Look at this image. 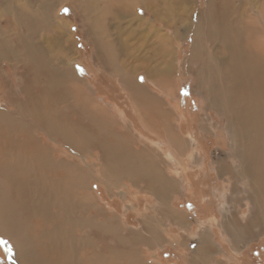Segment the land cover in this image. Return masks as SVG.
Returning <instances> with one entry per match:
<instances>
[{
	"label": "bare ground",
	"instance_id": "6f19581e",
	"mask_svg": "<svg viewBox=\"0 0 264 264\" xmlns=\"http://www.w3.org/2000/svg\"><path fill=\"white\" fill-rule=\"evenodd\" d=\"M87 2L84 4L79 2V4L83 8V19L87 23V35L92 39L95 51H100L98 52L100 57L97 59L104 66L108 65L118 71L119 82L125 88L126 97H129L138 113L141 127L156 135L161 143L168 146L172 154L179 156L183 163L182 158L188 151V146L191 148L194 146L193 142L187 143L181 137L178 132L179 126L170 122L171 113L164 109L157 97L149 94L138 84L139 74L135 76L136 78H132L135 72L141 73L151 84L170 94L167 80L175 72L173 63L167 60L163 45L158 46L159 49L154 45L152 56L137 54L131 58L126 48L116 53L120 45L119 41L112 43L109 40L106 28L101 27V21H97L98 18L94 15L93 3ZM135 3L149 5L146 0H135ZM252 4L257 17L244 15L248 9L240 0H207L204 22L210 28L208 32L205 29L208 36L205 39L208 44H204L205 46L200 44L198 49L194 46L190 63H197L203 75L219 72V76L213 78L210 84L216 85L219 82L220 89L225 91L224 95L218 94L220 90L210 93L211 99L207 98V106L214 105L217 112H219L217 107L224 109L228 116L227 131L230 141L233 142L236 158L239 159L236 171L228 176L236 180L239 176L246 177L249 186L248 195H252V207L258 208V203L264 225V0L259 4L251 0L248 5L252 6ZM147 7L150 10V6ZM123 13L125 11L120 10V15ZM8 14L12 22L22 23L23 19L24 25L29 22L30 27L26 29L28 33L26 38H21V34L18 33L17 46L13 44V40L9 42L7 36L6 40L4 39V34L8 31L5 33L0 31V41L4 39L2 43L0 42V64L4 62L22 66L23 74H18L20 79H23L19 92H23L26 98L22 107L17 105V112L24 115L10 116L5 113L6 111L0 115V224L7 225L8 228V230L0 229V234L11 239L21 264H147L139 260L138 252L133 247H137L140 243L148 249L161 246L162 238L158 233H153V230L152 233L151 230L149 231L146 216L142 218L141 228L137 234L109 218V210L97 201L89 186V181L92 179L91 171L84 170L83 166L80 167L77 160L57 159L50 148L33 134L40 130L51 138L57 136L69 149H75L79 154H84L83 149H88V144L94 141L91 145L99 152L97 166L100 183L105 184V178L108 181L111 178L115 180V174L120 173L132 184L142 183L153 190L151 194L154 195L157 204L159 203V207L179 182L168 177L167 174L163 176L164 171L159 168L161 160L149 155L150 161H148L146 152L135 153L131 150L130 130L126 133L121 131L122 136L115 133L114 129L112 132L111 129L116 127L112 121L114 119L106 117L99 107L92 105L84 90L73 87L77 86L74 82L81 79L77 74L75 76L65 74L64 71H67L65 64L58 62L62 64L60 67L64 70L58 73L59 76L53 75L55 80L51 77L44 78L43 82H40V87H43L41 90L37 89L38 86L34 88L35 90H31L32 85L27 82L25 75L31 71L34 73L35 69L30 59L25 57L27 55L25 52L29 53V50L33 49L31 48L33 23L29 15L20 16L16 6H13ZM43 15L46 23L50 25L54 23L48 12ZM256 18L261 19V22ZM55 24H59L57 20ZM140 25L147 24L141 22ZM62 27L59 25V29H55L57 34L61 33ZM15 29L14 33L17 32ZM149 31L146 27L143 34L145 40L146 38L148 40L150 35H155L153 31L151 33ZM57 39L58 37L54 38L58 47L61 43ZM39 46L34 50H38ZM42 48L45 50V46ZM21 52H23L22 59L19 58ZM58 52L64 54L59 50ZM121 58L123 60L118 63ZM20 61L22 65H19ZM0 72L3 73V70L0 69ZM201 83L198 79L195 86H201ZM67 103L75 107L73 108L75 113L83 122L80 124H86H76V119L60 111V107ZM120 112L118 110V113L122 114ZM24 116L36 121L38 128L32 130L29 126L24 127L26 120ZM218 171H223V168L218 167ZM105 187L108 188L107 184ZM90 198L94 200L91 201ZM260 199L261 204H259ZM56 204L57 207H54L53 205ZM166 218L181 225L187 220V216L175 210L170 211ZM259 221L261 220L257 212L252 211L247 224L243 227L249 228L252 223L254 225L262 223ZM234 227V233H237L240 230L239 224L235 223ZM120 229L128 231L125 235H121ZM247 231L248 229L246 234L250 235L251 233ZM17 232L21 234L19 238L16 237ZM146 233L149 234L147 237ZM209 234L200 229L198 236L202 239L198 240L199 245L196 244L189 250L191 251L189 256H193L194 251L200 252V255L196 256H202V264L205 263L204 259L208 258L207 254L211 250L208 244L211 243ZM197 246L199 247L196 249ZM77 250L81 251V255L88 256L82 259L83 261L81 259L79 261L76 257Z\"/></svg>",
	"mask_w": 264,
	"mask_h": 264
},
{
	"label": "rangeland",
	"instance_id": "374dc122",
	"mask_svg": "<svg viewBox=\"0 0 264 264\" xmlns=\"http://www.w3.org/2000/svg\"><path fill=\"white\" fill-rule=\"evenodd\" d=\"M87 1L93 3L94 15L97 16V21H101V27L106 28L109 40L112 43L119 41L120 45L116 53L126 48L131 58L137 54L152 56L154 45L156 48L163 45L167 60L173 63L175 72L171 80H167L170 94L151 84L141 73L135 72L132 78H136L135 76L139 74L138 84L144 87L149 94L157 97L164 109L171 113L169 116L171 120H169L172 124L179 126L178 132L181 137L187 143L193 142L194 146L192 148L188 146V151L182 158L183 163L179 156L172 154L168 146L161 143L156 135L141 127L138 113L129 97H126L125 88L119 82L118 71L108 65L104 66L97 59L100 57L98 54L100 51H95L92 39L87 35V23L83 19V8L79 4V2L88 3ZM260 1L255 0L257 4ZM146 2L149 5H137L135 0H0V31L3 33L8 31L4 34V39L7 36L6 39H9V42L13 40V44L17 46L16 36L19 33L21 38H26L28 36L26 29H29L30 23L26 22L24 25L23 19L22 23L12 22L8 11L16 6L20 16L29 15L33 23L31 24L33 30L30 29L32 32L31 48L33 49H30L29 53L26 51L25 57L30 59L35 70L34 73L33 71L27 73L25 79H28L27 82L32 85L31 90H35L37 86V89L41 90L43 87H40V82L42 83L44 78L54 79V74L59 76L58 73L64 70L60 65L65 64L64 67L67 69L64 71L65 74L71 76L77 74L81 79V81L74 82L77 86L73 87L84 90L92 105L99 107L106 117L114 119L112 121L116 127L111 129L112 132L113 129L118 134L121 131L126 133L130 130L131 150L135 153L146 152L148 161H150V156L161 160L159 168L161 167L160 169L164 171L163 176L167 174L168 177L179 182L176 188L169 192L168 198L159 207V203L157 204V200L151 194L153 190L151 191L142 183L132 184L120 173L115 174L116 181L112 178L108 181L105 178V184L108 186L106 188L103 182L100 183L101 178L97 166L99 152L92 146L94 141L91 142L92 145L88 144V149H83L85 153L81 150L84 154H79L75 149H69L57 136L51 138L40 130L33 136L39 138L45 146L50 148L57 159L77 160L80 167L83 166L84 170L91 171L92 179L89 181V186L97 201L109 210V218L118 221L124 228L135 231L137 234L141 228V220L146 216L149 231L151 230L152 233L153 230V233L161 236V246L148 249L140 243L137 247H133L138 252L139 260L147 264H184L187 256V259H191L190 257L192 259L186 264H202V256H196L200 255V252L194 251L193 256H189L191 254L189 250L196 244L199 245V238L196 239L194 236H198V231L202 229L210 233V238H214V240L210 239L211 243H208L211 250L207 254L208 258L204 259V264H264V225L260 209H258L259 205L253 201L257 203L258 208L252 207V195H248L249 186L246 177L239 176L238 180L230 177V174L236 171L239 159L236 158L233 142L230 141L231 138L227 131L228 116L224 109L217 107L219 110L217 112L214 105V107L207 106V98L211 99L210 93L220 90L218 94L224 95L225 91L220 89L219 82L216 85L210 84L213 78L216 79L219 76V72H214L213 75L206 73L203 75L197 63H190V55L194 46L198 49L200 44H208L205 37H208L206 33L210 28L204 22L207 0H146ZM240 2L245 3L248 9L244 15L258 16L253 9V4L248 5L251 0H240ZM135 4L137 6L134 8ZM147 6H150V10ZM120 10H124L125 13L120 15ZM45 12L53 18L54 23L51 25L43 20ZM198 14L202 16L199 17ZM256 19L261 22V19ZM56 20L59 24H55ZM141 22L147 25L142 26ZM59 25L61 27L63 25V29L60 34H57L55 29H59ZM146 27L150 33L153 31L155 34H152L153 37L150 35L148 40L147 38L145 40L143 35ZM14 29L17 30L16 33ZM57 37L61 43L58 47L54 40ZM3 40L0 42L2 43ZM194 41L198 44L193 43ZM37 45H40L39 51L34 50L38 48ZM44 46L45 50L42 48ZM58 50L61 53L64 52L65 55L58 54ZM22 55L23 52L19 54L20 59ZM206 55L208 56V52ZM121 60L123 59L118 60V63ZM57 64L59 65L56 66ZM19 65H22L21 61ZM16 67L18 66L10 63L0 64V69L3 70V73L0 72V115L5 111L10 116L24 115L17 112V105L22 107L26 100L24 93L19 92L23 79H20L18 74L23 71V68L22 66ZM198 79L202 83L201 86L196 87ZM56 87L58 89L57 83ZM73 108L75 107L71 103H67L60 107V111L76 119V124L83 123ZM118 110L122 114H119ZM24 119H26L24 127L29 126L32 130L38 128L36 121L25 116ZM16 126L13 128L15 129ZM10 143L13 145L12 141ZM218 167L223 168V171L219 172ZM93 200L92 198L91 201ZM197 202L198 204H195ZM259 204H261V199ZM53 206L57 207V204ZM173 210L187 216L184 225L166 218L167 214ZM252 211L257 212L261 220L259 223H262L255 225L252 223L249 228H244L243 225L247 224ZM226 223L229 225H225ZM235 223L239 224L240 228L237 233H234ZM0 229L8 230L7 225L1 224ZM247 229L250 235L246 234ZM120 230L121 235H125L128 231ZM145 235L147 237L149 234ZM20 236L21 234L17 232L16 237ZM15 249L11 239L0 234V264H21ZM80 252L77 250L76 257L79 261L80 259L83 261L88 255H81Z\"/></svg>",
	"mask_w": 264,
	"mask_h": 264
},
{
	"label": "crops",
	"instance_id": "0c3cea01",
	"mask_svg": "<svg viewBox=\"0 0 264 264\" xmlns=\"http://www.w3.org/2000/svg\"><path fill=\"white\" fill-rule=\"evenodd\" d=\"M195 204H198V202L195 203ZM198 237H199V239H202L200 236H194V238H196V239H197ZM199 239H198V240H199ZM211 239L214 240L213 237H212ZM188 260H191V259H189V258L187 259V256H186V257H185V262H184V259H183L182 261L184 262V264H186V263L188 262Z\"/></svg>",
	"mask_w": 264,
	"mask_h": 264
}]
</instances>
